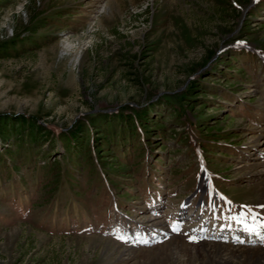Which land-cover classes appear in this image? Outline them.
I'll use <instances>...</instances> for the list:
<instances>
[{
    "label": "rangeland",
    "instance_id": "1",
    "mask_svg": "<svg viewBox=\"0 0 264 264\" xmlns=\"http://www.w3.org/2000/svg\"><path fill=\"white\" fill-rule=\"evenodd\" d=\"M260 153L264 0H0V264H261Z\"/></svg>",
    "mask_w": 264,
    "mask_h": 264
},
{
    "label": "bare ground",
    "instance_id": "2",
    "mask_svg": "<svg viewBox=\"0 0 264 264\" xmlns=\"http://www.w3.org/2000/svg\"><path fill=\"white\" fill-rule=\"evenodd\" d=\"M259 155L262 156L260 160H263V163L259 164V165H261L262 168H261L260 171L256 172V176L264 178V153H260ZM261 198L264 200V186H263V188L261 190ZM191 218L189 220H191ZM184 220L186 222H189L186 218ZM243 224H244L243 226H245V228H247V230L249 231V234L251 236V244H252V246L253 245L257 246V248H255L256 247L255 246L253 248L248 249L249 253L251 255H257L258 254V258H257L258 260L257 261L260 262L261 264H264V251H260L258 249V245L264 244V239L262 240V239H260L258 237H255V235L256 236L260 235V234L264 233V231H262V229H261V227L259 225L254 224L253 222H250L249 224H247V223H243ZM236 239L239 240V238H236ZM202 246H203V248L205 247V249L206 248H210V247H214L215 248V246L220 247V248L222 247V246H220L218 244L212 246L211 244L206 243V242Z\"/></svg>",
    "mask_w": 264,
    "mask_h": 264
},
{
    "label": "snow or ice",
    "instance_id": "3",
    "mask_svg": "<svg viewBox=\"0 0 264 264\" xmlns=\"http://www.w3.org/2000/svg\"><path fill=\"white\" fill-rule=\"evenodd\" d=\"M262 227H264V225H262ZM192 239H193V241H195V238L194 237Z\"/></svg>",
    "mask_w": 264,
    "mask_h": 264
}]
</instances>
